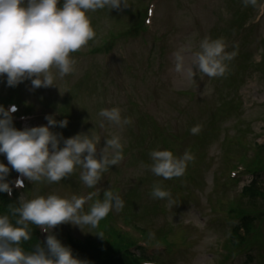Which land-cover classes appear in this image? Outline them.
<instances>
[{
    "label": "rangeland",
    "instance_id": "obj_1",
    "mask_svg": "<svg viewBox=\"0 0 264 264\" xmlns=\"http://www.w3.org/2000/svg\"><path fill=\"white\" fill-rule=\"evenodd\" d=\"M150 1L127 0V7L122 6L120 9L110 11L106 8L89 12L88 16L96 35L86 46L71 53L77 61L76 72L63 79L58 78L55 81L58 87L35 88L38 92L37 99L43 100L45 103V100H49L63 113L66 110L68 138L78 133H88L90 130H94L101 138V144L97 145L98 155L100 147L105 144L104 139L110 138L112 134H119L124 144L122 161L129 158L128 150L133 153L134 149H140L145 144H150L151 140L148 139V136H155L151 134L152 128L148 127L147 132L143 130L144 134H140L137 129L140 126L138 117L148 116L160 128L166 129L170 135L179 137L176 141L173 140V144L170 143L173 145L171 148L173 154L181 156L185 151H188L194 159L188 162L185 173L180 176L182 178L179 184L185 189L184 192L179 191L174 194L170 198L171 205L166 199L164 205L168 209V221L177 228L171 237L178 244V250L184 251V253L182 255L178 253L179 257L172 263L170 259L165 261L166 264H209L210 258H213L210 256L215 253L217 244L230 231L231 224L225 222L227 217L226 212L223 211L224 204L231 194V197H234L235 192H239L241 187L247 183L246 178L241 177L239 184L230 188V185L225 182L226 173L233 164L237 163L236 156L242 149L241 146L261 144L264 141V58L262 63H259L263 53L256 49L260 42H263L261 47H264V17L260 22L254 24L253 17L257 13L258 3L245 5L243 0H163L156 7L155 16L150 24L151 29L142 37L149 46L155 49L148 50L147 46L144 50L142 44L130 42L131 47L115 48L111 56V53L104 50L95 52L101 40H105L109 35L105 42L119 37L128 28V24L134 22V18L140 17L145 12L143 9ZM173 6L178 9L176 14L173 13ZM173 15L183 27H180V30L168 38L166 45H170V47L164 55L165 60L169 54L181 55L183 56V65L187 68L191 64L192 54L199 51V43L204 37L223 39L226 52L230 47L236 49L233 58L225 61L227 67L241 65L247 67V69L240 70L241 73L231 69L229 83L234 87L232 94L227 93V85L224 84L222 76L209 77L196 72L194 79L189 80L183 71L174 73L170 69L168 72L169 63L174 66V60L168 61L169 63L166 60L163 70L160 71L157 66L159 62L157 50L159 44L160 46L164 45L161 43V36L170 34L171 16ZM162 16H164L162 19L164 29L159 23ZM144 20L143 17V23ZM236 22L240 26H236ZM191 23H193L192 26H190ZM202 23L205 27L204 31L195 32L196 28L203 26ZM253 25L258 26L252 28ZM240 27H242L240 33L244 35L241 40L237 36ZM149 51L151 52L150 56ZM245 55L248 58H244ZM234 59L235 63H233ZM131 61L134 66H125L124 86L122 89H117L118 81L105 72L112 62L124 66ZM149 63L150 66H148ZM175 63L177 64L178 61L176 60ZM140 66L148 67L149 72L146 76L149 90L139 83ZM55 71L53 69V72ZM0 83L1 91L8 92L10 86H7L5 77H0ZM22 83H29L31 87L30 80H25ZM29 97L36 100V97L32 96H25V99ZM221 98L223 100L232 99H227L224 105H220ZM112 107H118L122 117L131 118V123L117 127L104 121V127L101 128L102 118L98 116L99 110ZM220 112L225 113L226 118L216 121L213 126L215 134L209 136L208 130L211 128L205 127L204 124L209 118L220 114ZM31 121L32 118L29 122ZM29 122L23 128L34 126L33 124L30 126ZM196 125L200 126V131L193 134L190 129ZM164 138L167 143L172 140L167 136ZM164 143L152 142L160 150L169 147H166ZM198 145L200 149H198ZM228 149L232 151L225 152ZM236 151L238 153L235 154ZM131 152L130 154H132ZM231 152H233L232 156ZM146 160L150 164L152 163L149 155ZM146 160L141 159L138 166L128 167L131 170L130 175L124 172L116 174L112 170L102 174L94 188L84 185L80 179L82 169L77 166L73 173L59 182L33 183L28 186L27 193L19 194L26 199L49 194L71 198L73 195L87 197L91 193L90 190L98 195V191L104 192L110 189L115 194H125V197L120 196L124 201L122 209L127 210V204L132 202L135 206L132 210L141 213V207L133 195L142 198L140 185L139 183L134 185V183L148 167ZM136 167L139 168V171ZM143 179L150 183L152 188L159 184L168 192L171 189L161 183L159 177L154 175L151 170L150 175L143 176ZM102 198L100 196L96 198L93 195L91 199L86 200L83 211L87 212L97 199ZM127 200L128 203H126ZM142 202L144 203L143 200ZM113 211L114 222L122 221L118 211L115 209ZM133 222L139 228H143L142 222L137 219ZM100 223L101 221L98 224V226L101 225L98 230H95L98 226L91 228L82 225L80 228L70 223H62L55 226L51 232L62 241L91 240L98 245L102 243L101 236L96 234L99 232L106 239L103 244L107 245L109 244V232L106 225ZM186 226H189L190 229L185 230ZM145 230L150 232L149 228ZM150 233L151 241H155L153 238L155 232ZM237 263L256 264L255 261H249L247 258H239L232 264Z\"/></svg>",
    "mask_w": 264,
    "mask_h": 264
},
{
    "label": "clouds",
    "instance_id": "obj_2",
    "mask_svg": "<svg viewBox=\"0 0 264 264\" xmlns=\"http://www.w3.org/2000/svg\"><path fill=\"white\" fill-rule=\"evenodd\" d=\"M243 2L255 4L256 0ZM122 6H128L127 0H0V77H5L10 87L25 80L31 81L33 89L58 87L55 83L58 78L76 72L77 61L71 53L86 46L96 35L88 13ZM225 47L221 38L204 37L187 68L183 65V56L177 55L176 71L185 72L189 80L194 79L196 72L209 77L223 76L227 70L225 61L234 56L226 52ZM16 111V105L6 109L0 104V154L5 155L8 162H0V193L11 195L13 185L23 187L24 184L19 177L14 182L7 179L9 165L30 182L48 183L61 181L79 166L81 181L88 188H94L102 174L124 158V144L119 134L104 139L98 155L101 138L94 130L64 138L51 129L56 125L64 128L68 121H57L54 115L45 116L46 125L17 129L13 124ZM98 116L102 118L101 128L104 121L117 127L131 123V118L122 117L118 107L100 109ZM190 131L197 134L200 126H193ZM149 155L151 172L164 179L182 176L188 162L194 159L188 151L176 156L167 149H154ZM93 195L96 193L64 198L49 194L30 199L21 195L19 206L11 209V214L18 216L15 223L9 215L0 214V264H89L76 257L71 247L64 245L51 230L62 223L96 228L110 211L124 207L120 196L109 189L84 212L86 200ZM151 195L172 204L170 192L159 184L153 186ZM29 223L39 226L48 235L43 245L37 244L34 250L26 252L21 242L30 239ZM145 264L152 262L145 261Z\"/></svg>",
    "mask_w": 264,
    "mask_h": 264
},
{
    "label": "trees",
    "instance_id": "obj_3",
    "mask_svg": "<svg viewBox=\"0 0 264 264\" xmlns=\"http://www.w3.org/2000/svg\"><path fill=\"white\" fill-rule=\"evenodd\" d=\"M172 180V179H171ZM256 198H257V196L255 195H251V197H250V203H254V202H256ZM243 207H242V201H240V203H239V206H238V208H237V211L235 212V214H234V218L235 217H237V216H239L240 214H242V211H243V209H242ZM36 243V237H34V236H31L30 235V239L28 240V241H24V245H26L29 249H32L33 248V246H34V244ZM63 243V242H62ZM64 245H67V244H65V243H63ZM72 244V246L73 247H78V246H80V245H82V244H80V243H71ZM71 246V245H70ZM84 246H86V245H84ZM73 250V254L76 256V257H78V258H80V259H83V260H90V261H96V259L97 258H92V257H90V256H87V255H83V254H80V253H78L77 251L78 250H75V249H72ZM77 253V254H76Z\"/></svg>",
    "mask_w": 264,
    "mask_h": 264
}]
</instances>
